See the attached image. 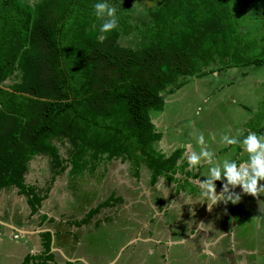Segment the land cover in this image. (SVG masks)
<instances>
[{
	"label": "trees",
	"instance_id": "1",
	"mask_svg": "<svg viewBox=\"0 0 264 264\" xmlns=\"http://www.w3.org/2000/svg\"><path fill=\"white\" fill-rule=\"evenodd\" d=\"M86 1L39 0L15 10L0 2V191L15 187L25 194L32 215L57 177L87 165L88 152L94 159L133 161L138 174L146 164L151 184L160 176L173 181L185 167L177 164L184 148L170 154L157 148L163 133L151 114L164 112V93L207 75L203 69L216 62L264 65V43L261 58L246 55L264 26V0H158L147 10L149 41L139 47L123 45L118 29L101 35ZM40 154L52 163L51 183L43 188L26 182L29 163ZM114 195L79 224L122 200ZM44 238L39 256L53 261L51 233Z\"/></svg>",
	"mask_w": 264,
	"mask_h": 264
},
{
	"label": "rangeland",
	"instance_id": "2",
	"mask_svg": "<svg viewBox=\"0 0 264 264\" xmlns=\"http://www.w3.org/2000/svg\"><path fill=\"white\" fill-rule=\"evenodd\" d=\"M5 1H7L8 9L10 7L15 10L18 7L25 9L27 5L32 6L39 0ZM95 2L96 0H90L86 1V4L92 6ZM157 2L158 0H111V3L118 8L117 29L121 33L120 42L123 45L139 47L149 41V34L146 33V30L152 24L147 15V10L153 6L155 7ZM249 11V6L244 8L245 14H248ZM101 23L102 21L97 19L94 27L99 29ZM7 24L10 25L9 20ZM250 39H254L256 42H251L246 55L261 58L260 51L262 50H260V44L264 43V26L256 30L255 36ZM253 65L249 67H232L231 65L223 67L222 64L216 62L203 69V74L207 73V75H196L187 78V84L176 90L173 94L164 93L166 100L164 112L155 113L153 110L151 111L159 131L163 133V138L158 143L157 148L169 151L174 147H178L177 145H183L186 141H192L191 134L193 132L196 134L203 133L206 140L210 141V147L213 148L212 142L214 139L212 137H215L218 143L219 135L222 132L236 135L237 130H240L238 129L239 125H243L244 122L248 126L246 133L249 131L264 132V65ZM221 91L225 94H221ZM179 119L182 120L180 121ZM172 120L175 122L173 123ZM181 138H186V140L183 139L184 142L182 144H180ZM218 145L220 144L218 143ZM64 146H61L60 151L62 155L66 156L67 147ZM214 147L217 148V146ZM238 150L239 148L236 149L235 153H231V149L229 148L225 152L217 151V154L220 156L230 154L235 159L240 156L241 149L239 153ZM242 159H246V154ZM83 161H88L85 167L78 168L76 171L68 168L65 170L63 176L57 177L50 191V198L45 201L47 202V206H50L52 210L55 208V212L53 211V213L55 216L59 215L60 217L61 223H59V226L61 230L66 225L67 230L71 229L73 234H77L72 235V237L77 236V242L84 249L85 256L92 263L102 264L106 260L114 259L115 264H141L140 261H144L141 257L144 252L139 255V261V257L135 254L137 249L135 250L132 245H129V249H126L131 251L129 252V256L125 255L126 253L121 255L124 248L120 249V245L124 244L126 232L132 231V229L137 227L136 222H131L133 221V215L130 213L133 210L132 207L135 206L137 208H134V210L136 212L139 211L142 220H146L143 221L144 223L148 222L153 210L148 203L149 201H147L150 193H141L143 195L141 199L143 200L137 204L134 203L136 201L134 200V196L128 197L125 193L126 191H136L142 183L151 186V171L147 168L146 164L140 163L138 174L135 172L136 167L133 161L127 160L123 162L120 158L107 160L105 156L104 159H94L91 156V152H88L83 157ZM51 164V157L48 155L40 154L33 157L29 163L26 182L41 188L49 186L52 176ZM182 169H185V167ZM168 179L172 180V177L168 176ZM172 182L177 185L179 184L177 179H174ZM236 189H234L236 192L240 190ZM111 194H115V199H118L117 197L120 196H126L128 199L117 200L113 205L104 208L93 217L88 225H81L82 227L76 229V232L67 225V222L71 220H73L71 222L79 224L80 220L74 219L83 218L92 207L107 199ZM133 194L136 195L137 192H133ZM246 199L247 203L250 202L248 204L257 201L256 198L250 195L246 196ZM152 200L157 202L159 200L158 195L155 199L152 198ZM28 205L30 206V203ZM217 206L222 207L221 211L228 208V205L222 202ZM242 208V205H238V203L232 205L233 212H241L242 217L247 216ZM233 212H231L232 215ZM248 212L250 214L246 219L248 222H251L255 214H253L251 208H249ZM107 217L112 219L107 220ZM127 218L130 225L129 223L126 225ZM158 218L155 219L156 221L152 226L150 225V230H156L158 227L162 228L161 236L162 240H165L168 237V228L163 227L162 222H159L161 226H158V220L160 219ZM28 221L32 222L34 220L28 218ZM234 221L231 218L227 222V225L229 224V226L233 227ZM242 222L248 223L245 222L244 218ZM145 224L146 228L148 226L149 229V225ZM240 224L242 223H238V225ZM249 226L251 228L249 232L252 233L254 231L253 223L251 222ZM244 227L246 229L248 226L245 225ZM63 232L67 231L64 230ZM61 246L62 244H60ZM157 255L160 256L158 250L155 251L154 255H151V260L149 261L156 263L158 261Z\"/></svg>",
	"mask_w": 264,
	"mask_h": 264
},
{
	"label": "crops",
	"instance_id": "3",
	"mask_svg": "<svg viewBox=\"0 0 264 264\" xmlns=\"http://www.w3.org/2000/svg\"><path fill=\"white\" fill-rule=\"evenodd\" d=\"M221 94L224 95L225 93L222 92ZM186 123L189 125L188 122ZM247 127L244 122L243 125H239L238 129L245 134L248 131ZM183 139L186 140V138H181L180 144L184 142ZM215 139L212 142L213 149L216 151L224 149L225 147L218 145ZM191 142L194 148L198 150L195 141L192 140ZM177 146L169 151H163L170 154L179 147L183 148V145ZM214 146H217V148ZM184 162L185 169H187L185 152L179 158L178 166H182ZM185 169L178 170L175 174V178L179 183L185 179L181 187L169 180L168 177L160 176L154 185L147 186L142 183L139 189L133 191L137 192L136 195L131 191H126V196L135 197V204L143 200L141 199L143 198L141 193H150L147 201H149L148 203L153 210L148 222H145L149 225L148 229V226L146 228V224L143 222L146 220L141 219L139 211L134 210L135 206L132 207L133 210L130 213L133 215V221L131 222H136L137 227L132 231L127 230L124 244L120 245V249L124 248L121 255L126 253L125 255L129 256L131 251L126 249H129V245H132L135 250L137 249L135 254L139 257V261V255L144 252L141 256L144 261H140L141 264H257L258 257H264V210L261 208L264 195H258L255 203L248 204L250 202L247 203L246 196L249 195L241 193V190L237 191L242 195L238 205H242L243 212H246L249 216L250 212L248 210L251 208L253 214H255L254 218L251 219L254 225V231L251 233L249 232L251 222L247 221V216L242 217L241 212H233V204L228 203L229 209L224 207L225 209L222 211V207L217 205L213 207L211 212L207 211V205L199 203L195 187L196 180L205 168L202 166L199 172L186 171ZM201 179L203 178L201 177ZM146 180L148 179L146 178ZM216 184V190L220 192L221 182L218 181ZM158 185L160 187H157ZM157 195L159 200L154 202L152 198L155 199ZM126 196L120 197L124 200L127 198ZM45 201L39 213L32 215L27 197L18 193L15 187L4 188L0 191V264H24L28 256L30 257L29 264H52L53 262L56 264H97L92 263L85 256L84 249L77 242V236L72 237V235H77L76 233L73 234L71 229L67 230L66 225H64L65 228L60 229L59 215L55 216L53 213L55 208L52 207V210ZM231 212H233V215ZM28 218L34 221L30 222ZM157 218L159 219L158 226H161L159 222H162V226L168 228V237L165 240H162V228L158 227L156 230H150V225L152 226ZM231 218L235 220L233 227L227 225ZM243 218L248 223L242 222ZM106 219L111 220L112 218L107 217ZM71 221H68L67 225L75 232L76 229L85 226ZM128 221L127 218L126 225L128 223L130 225ZM69 222L70 224H68ZM201 222L204 225L198 228ZM238 223L242 224L238 225ZM245 225L248 226L246 229H244ZM145 228L146 230H144ZM181 229L183 230L180 231ZM64 230L67 232H63ZM45 232L51 233L50 252L54 255L53 261L47 260L46 262L45 258L39 256L44 251ZM60 244H62L61 247ZM145 245L147 246L144 248ZM156 250L159 251L160 256L157 255L158 261L152 263L149 260H151L150 257L155 254ZM114 261V259H110L102 264H115Z\"/></svg>",
	"mask_w": 264,
	"mask_h": 264
},
{
	"label": "clouds",
	"instance_id": "4",
	"mask_svg": "<svg viewBox=\"0 0 264 264\" xmlns=\"http://www.w3.org/2000/svg\"><path fill=\"white\" fill-rule=\"evenodd\" d=\"M92 9L95 18L102 21L99 25L101 35L117 29L118 8L111 0H96ZM191 136L198 150L191 141L184 142L186 171L199 172L202 166L205 168L196 180L195 187L199 203H205L207 211L211 212L213 207L221 202L225 205L239 203L241 194L234 191L237 187L241 193L253 198L264 195V183H261L264 182V132L249 131L242 134L241 130H237L236 135L229 132L220 133V145L229 147L231 153H235L237 148L241 149L240 156L235 159L230 154L218 155L217 151L210 147V141L206 140L203 133L193 132ZM245 154L246 159H242ZM218 181L221 182L220 192L216 190ZM261 208L264 210V202H261ZM203 225L201 222L198 228ZM257 264H264V257H258Z\"/></svg>",
	"mask_w": 264,
	"mask_h": 264
}]
</instances>
